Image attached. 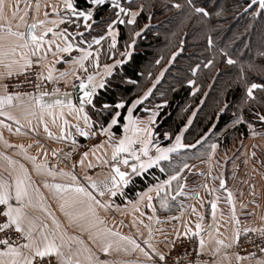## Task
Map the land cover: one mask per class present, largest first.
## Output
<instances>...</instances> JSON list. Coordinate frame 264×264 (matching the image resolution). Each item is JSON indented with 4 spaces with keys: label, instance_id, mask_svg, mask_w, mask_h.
<instances>
[{
    "label": "crops",
    "instance_id": "crops-1",
    "mask_svg": "<svg viewBox=\"0 0 264 264\" xmlns=\"http://www.w3.org/2000/svg\"><path fill=\"white\" fill-rule=\"evenodd\" d=\"M109 2L110 0H106V3ZM125 2H129V0ZM4 3V14L9 17L11 23L9 25L7 21L0 20V24H5L6 27L10 26L13 31L27 33V26L36 23L35 32L37 35L43 33L45 42L39 54L29 58L31 60L34 57L39 58L41 68L47 76L49 68L52 69L51 81L59 82L68 88L71 87L72 83L77 80L76 77L69 75L61 78L60 73L73 70L74 65L71 64V60L73 57L81 55V53L75 48L71 53L57 52L56 44L63 47V41L54 37L52 32H45L44 30L52 28L53 32H60L64 28H68L70 33L84 32L83 22L80 21L81 27L79 29L76 28L75 24H69L67 21L53 24V21L65 16L64 0H41L34 4L27 3L24 0H4ZM131 8L132 10H138L134 7ZM14 11L17 14L15 18H12ZM20 17H23V20ZM71 19L75 21L77 18L72 17ZM41 20L45 22L43 25L37 23ZM94 29L95 27L91 30V34L85 32L88 41L96 36L94 35ZM70 39L74 43L79 42V37H70ZM48 40L55 41L51 45V51H47L49 48ZM109 44L110 40L106 39L99 46L93 45L91 49L93 57L90 61H85L87 72L78 71L77 75L86 77L88 74L96 72L102 75L105 64L113 65L115 60L121 59V52L114 56L113 51L109 49ZM80 46L88 47L87 43ZM97 48L101 49L98 61L99 68L95 66V50ZM105 51L106 54L104 55ZM45 54L46 58L42 59ZM15 59L20 61L19 54L16 55ZM20 63H23V61H20ZM118 66L115 65L113 71ZM24 70L21 71L18 66H14L13 75ZM5 73L6 69L3 65H0V96L6 94L4 85L9 76ZM98 79L99 77H97ZM63 93H68V96L61 95ZM144 94L140 97H144ZM41 99L46 103H52L56 99L65 101L70 99L78 107L74 90L44 95ZM21 100L24 101L22 105L14 98L11 106L6 104L3 108H0V112L7 114L0 115V179L8 181L14 187L16 170L19 169L21 164L24 165L27 169L25 184L28 186L29 191V197L25 198L24 201L26 205L24 212L37 225V231L34 235L39 236V229L47 224L48 227L44 231L55 234L56 243L61 245V250L66 257H72L73 261L77 258L75 255L76 249L81 247L78 240H82L101 261H112L114 264H146L147 258L140 249H132L131 245L126 242H124V246L129 249L128 251L113 248L109 253L101 252L99 250L100 242L97 240L94 243L89 239V235L94 236L98 230L107 228L113 232H119L121 236L131 237L158 264L166 263L165 261H159V256L156 253H163L165 256L177 240L189 237L195 239L198 253L202 258H205V261L199 264H264V253L253 257H239L233 252L243 236L252 232H264V139L248 137L238 140L236 144L233 143L227 148H220L218 142H213L211 146L215 144V150L210 146L206 157L194 163H191L187 157L178 156L179 152L189 150L190 147L179 148L170 154L172 158L171 165L168 161L161 162V166L165 168L164 172H161L160 168L155 165L150 168L157 170L158 177H154V181L144 189L136 191L132 198L126 197L124 194L125 188H122L121 185L115 196L106 194L104 197H100L91 188L87 178L91 177L92 180L99 181L109 175L110 169L102 163V160L97 159L98 156L104 157L105 154L108 158L111 157V149L108 147V135L103 134L105 141L101 144L102 147L94 148L88 152L87 156L83 155L76 166L72 168L69 166V162L66 161L67 156L75 146L86 138V136L80 135L75 126L78 124L80 129L85 131H89L90 128L86 127L82 118L77 119L75 113H70L67 108L63 109V115L60 114L61 109L59 108L51 109L50 111L53 114L49 115V110L42 112L39 107H28V96L21 95ZM135 108L131 113L132 119L137 122L139 127H147L152 131L150 138L152 144L148 146L151 155H155L156 147L166 148L174 144L176 137L170 143L162 144L153 132L158 119L157 107L142 111L143 114L140 116L134 113ZM9 115L14 119H9ZM126 115H128L127 110ZM41 117L43 123H41ZM16 121H19V123ZM124 123H126L125 120ZM108 124L104 127L107 128ZM113 126L109 129V132L112 134V142L116 143L121 136L125 135V132L122 126L121 135L116 137L112 132ZM61 128H63V132H61ZM128 135H133V133L129 131ZM166 137L164 136V139ZM143 138L147 139L148 137L143 136ZM133 147L139 149L141 145L136 143ZM54 154H63L66 160H58L52 168H49L48 163ZM32 156L36 157L35 162L28 159ZM5 157L11 158L16 163L9 165ZM178 158L181 159L179 164L176 162ZM89 164L94 165V167L90 168ZM184 164H187L188 168L180 172L176 180L171 181V196H168L167 191H165L161 192L158 197L154 186L168 179L169 176L175 175ZM36 165L41 166L40 170H37ZM120 167L121 170H129L127 166L121 165ZM166 167H172V169L166 170ZM150 169L138 175H132L127 186L133 178L143 175ZM61 170L64 173H71L76 177V180L73 181L69 175H61ZM49 171L55 173V175H49ZM89 171H92L91 174L88 173ZM221 179L224 180V188H220ZM46 182L49 185L77 184L83 186L86 190L92 192L97 199L107 203L109 205L107 208L98 206L95 208V217L102 220L103 224L90 225L93 216L87 211L85 197H80V199L85 200V204L65 205L62 209L61 204L64 203V200L61 199V196L71 197L72 190L68 189L66 193L57 194L51 187H45ZM180 185H184V187L181 189ZM205 185L207 187H204ZM150 188L153 190L149 191ZM177 192L181 194L177 195ZM229 192L232 193L231 203L228 200ZM148 196L152 197L151 201L147 199ZM165 196L168 198V207L166 208L161 207V199ZM116 197H119L118 201L115 199ZM172 197H175V199ZM213 202L216 204L215 209L212 207ZM10 203L14 206L17 203L14 192ZM149 203L152 205L151 208L148 207ZM82 212L85 214L83 218L79 215ZM53 219L56 222L55 224ZM198 223L200 224V230L197 235L196 225ZM56 224H59L60 227L57 228ZM149 228L152 230L151 236L149 235ZM187 229H190L191 232L184 235ZM110 239L118 240L119 237H111ZM201 239L204 241L202 247L200 244ZM146 240L150 242L155 252L145 243ZM217 241H222V243H217ZM52 258L54 260L53 264H56V258ZM80 259L83 260V256Z\"/></svg>",
    "mask_w": 264,
    "mask_h": 264
},
{
    "label": "trees",
    "instance_id": "trees-1",
    "mask_svg": "<svg viewBox=\"0 0 264 264\" xmlns=\"http://www.w3.org/2000/svg\"><path fill=\"white\" fill-rule=\"evenodd\" d=\"M73 1L83 6L84 0ZM121 1L125 7L139 9L141 4L145 7L136 24L118 26L120 35L114 56L124 51L125 42H131L129 36L133 32L143 31L139 37H133L136 43L131 59L116 67L113 75L106 78L109 81L106 89L97 90L94 96L96 109L86 106L93 129L101 130L110 122L111 114L119 111L121 116L117 117L118 123L112 128L114 135L119 137L128 106L151 89L134 113L140 116L142 111L165 103L153 132L156 137L160 136L158 139L162 144L181 135L182 143L192 147L179 152L178 156L187 157L191 163L204 159L213 142H218L220 148H227L248 138V126L256 133H264V121L257 115H264V92L257 89L254 101L243 102L244 84L238 80L242 67L247 71L249 63L259 65L264 60L261 56L264 52V10L259 9V0L255 4L252 0H194L196 6L211 13L208 17L194 13L186 0ZM174 3H180L182 7L174 8ZM110 15V11H101L94 18L97 21L94 35L103 34L100 18ZM209 36L213 41L211 47L208 45ZM173 53H176L175 57ZM229 57L236 61L234 65L226 63ZM208 60L213 64L205 68ZM193 68H197L195 74ZM188 80H194L198 86L195 93ZM248 80L264 83L260 74H249ZM121 99L125 102L124 108L104 113L97 111L102 103L114 105ZM226 102L231 106L221 113L219 110ZM237 118H240L238 123ZM180 160L178 158L176 162L179 164ZM171 169L166 167V170ZM158 175L153 168L133 178L124 194L132 198L136 191L151 184ZM118 198L115 199L118 201Z\"/></svg>",
    "mask_w": 264,
    "mask_h": 264
},
{
    "label": "snow or ice",
    "instance_id": "snow-or-ice-1",
    "mask_svg": "<svg viewBox=\"0 0 264 264\" xmlns=\"http://www.w3.org/2000/svg\"><path fill=\"white\" fill-rule=\"evenodd\" d=\"M253 4L257 2V0H252ZM187 5L191 8L194 13L202 14L204 17H208L211 15L209 11H206L204 7H198L195 5L194 0H186ZM102 6V7H101ZM11 7V6H9ZM65 16L58 19L57 21H53V24L64 23L67 21L69 24H75L76 28L79 29L81 27L80 21L83 22L84 32H76L70 33L68 28H64L60 32H53L52 28H46L45 32H52L54 37L63 41V47L60 44H56V51L61 53H71L75 48L77 51L81 53V55L73 57L71 60V64L74 65V69L71 71H65L60 73V77L64 78L66 76H75L77 80H79V89L82 92V96L79 100V106L77 107L72 103L70 99L61 100L56 99L52 103H46L42 101L41 97L47 95V93H40L36 96H29V94L25 93L24 96H28L29 104L27 105L30 108L39 107L41 111L49 110L48 114L52 115L53 113L50 111L53 108L61 109V115H63V109L67 108L70 113H75L77 119H83L84 124L87 128H91L93 122L88 116L85 105H91L92 108L96 109L97 101L94 100V96H96L98 89H106L109 86V81L106 77L113 75V68L115 65H122L126 60H130L132 57V50L134 49L136 40L133 37H139L140 33L143 31L133 32L131 36H129V42H125L124 51L120 53L121 59L115 60L113 65L105 64L104 72L101 75L99 72L88 74L86 77L77 75L78 71L87 72V67L85 61H90L93 57V53L91 51L93 45H101L102 41L106 39L110 40L109 49L115 53L117 50L118 37L120 35L117 26L118 25H134L137 22V17L143 11L145 5L141 4L138 10H132L131 7H125L121 0H110L109 3H106V0H84L83 6L80 4H74L73 0H64ZM174 8L180 9L182 5L180 3H174ZM252 7V5H249ZM5 3L4 0H0V20L7 21L10 25L11 21L8 16L4 14ZM259 9L264 10V0H259ZM55 10V9H54ZM101 11H110L111 15L100 18V24L102 25L101 31L102 35L93 36L91 41H88L85 37V32L91 34V30L97 24V21L94 19ZM16 12L12 13V18L16 17ZM220 15L219 12L216 13ZM76 17L77 19L74 21L71 18ZM23 20V17H20ZM37 23L43 25L44 21H38ZM37 24L28 25V31H13L10 26L5 24H0V65L6 69L5 75L12 76L14 66H18L19 70H24L26 67L31 66L32 61L29 58L30 56L38 55L41 47L45 42L44 34L37 35L35 29ZM148 27L147 25L144 26ZM70 37H79V42L74 43ZM55 43L53 40H48L47 44L49 48L47 51H51V45ZM87 43L88 47H81L80 45ZM213 41L212 37H208V45L211 47ZM95 56V66L99 68V56L101 54V49L97 48ZM223 51V50H221ZM19 54L20 63L17 59H15L16 55ZM226 55V53H224ZM176 56V53H173V57ZM261 56L264 57V52L261 53ZM46 58V54L45 57ZM158 62V61H157ZM226 63L228 65H234L236 63L232 58H228ZM213 64L212 60H208L204 65L205 68L211 66ZM199 65H197V68ZM197 68H193V74L196 73ZM249 74H260L261 78L264 79V60L257 65L253 63H249L247 66V71L242 67L240 69V73L238 76V80L243 82L244 84V101L243 102H251L256 99L255 90L259 89L261 92H264V83L250 82L248 80ZM97 77L99 79L97 80ZM42 74H41V77ZM47 79H52V69L49 68ZM125 82H133L130 80H126ZM188 84L192 86V92L195 93L198 90V86L196 85L194 80H188ZM154 86V85H153ZM37 87H39L37 85ZM73 88L76 87V84L72 85ZM5 95L0 96V108H3L6 104L12 105L14 98L19 102V104H24V101L21 100V93H7V85H4ZM59 92V90H56ZM151 92V89L148 92H145L144 97H146ZM65 97L68 96V93L61 94ZM144 97H140L132 102L131 106L128 107V115L124 116L123 128L125 135L121 136L118 142H112V134L109 132V129L118 123L117 117L121 116L119 111H115L114 114H111V119L108 124V127H101L102 134L108 135V147L111 149V157L108 158L105 154L104 157L98 156V160H102V163L110 169L109 175L106 176L103 180H92L91 177L87 179L90 182L91 188L98 193L100 197H104L106 194H110L111 196H115L117 189L120 185H127L131 179L132 175H138L139 173L144 172L147 169L152 168L154 165L160 168L161 172L165 171V168L161 166L162 161H168L171 165L172 158L170 156L171 153L177 151L179 148L184 147H192L191 145H184L181 143V135H177L175 138V142L173 145L169 147H156L155 155H151L149 152V145L152 144L151 136L152 131L150 128H141L137 125V122L132 119V110L136 107V105L141 103V100ZM225 99H227L225 97ZM125 102L123 99L116 102L114 105L104 102L100 105V108L97 110L99 113L109 112L112 109H122L124 108ZM231 105L229 103H224V105L220 108V112H226ZM0 115H7L4 112H0ZM261 121H264V115L257 114ZM9 119H14L9 115ZM19 123V121H16ZM55 122V121H54ZM237 123L240 122V118H237ZM30 123V122H29ZM41 123H43V119L41 117ZM67 123V121H65ZM77 131L82 136L95 135L93 132L81 130L79 125L76 126ZM46 130L47 127L45 126ZM19 131V129H17ZM129 131L133 133V135H128ZM61 132H63V128H61ZM49 135H51L49 133ZM143 136L148 137L147 139L143 138ZM167 136V133L165 134ZM139 143L141 147L139 149H135L133 147L134 144ZM199 143V141H197ZM97 148L102 147V145L95 146ZM155 147V145H153ZM212 149L215 150L216 145L213 144ZM127 155H124V154ZM95 155V153H93ZM88 153H84V156H87ZM8 161L9 165H14L16 162L11 160V158L5 157ZM28 159L35 162L36 157H28ZM131 161V163H130ZM83 162V161H81ZM121 165L127 166L129 170H121ZM90 168L94 167V165L89 164ZM37 170H40L41 166L36 165ZM185 168H188L187 164H184L179 172H176L175 175H171L168 179L163 180L160 183H157L154 186L157 196H160L161 192L167 191L168 196H171V181L176 180L180 172H182ZM47 170V169H45ZM61 175H69L73 181L76 180L74 175L71 173H64L61 170ZM49 175H55V173L49 171ZM27 179V169L24 165H20L19 169L16 170V178L14 187L12 184H9L8 181L0 179V205H4L5 208L0 215L6 217V221L0 223V230L7 229L10 227H14L17 233H20L21 237L25 241L19 245L10 244L7 239L0 241V243L6 245L3 250H0V264H45V258L48 259V264H53L52 257L56 258V264H114L112 261H101L98 256L92 251L91 248L86 246L82 240H78V243L81 245L80 248L76 249V259L73 261L72 257H66L64 252L61 250V245L56 243V236L53 232L46 233L44 229L48 226L47 224L43 225L42 228L39 229V236L34 235L37 231V225L34 223L32 218H30L25 212V198L29 197L28 186L25 184V180ZM224 180H220V188H224ZM45 187H51L55 190L57 194L66 193L68 189L72 190V196L65 198L63 195L61 199L64 200V203L61 204V208L63 209L65 205H76L85 204V200L80 199V197L86 198V206L88 213H91L93 216V220L90 221V225L94 226L95 224H103V221L99 218L95 217V208L98 206L100 208H107L109 205L102 200L96 198L92 192L86 190L83 186L77 184L70 185H62V184H51L49 185L47 182L45 183ZM181 189L184 185L179 186ZM204 187H207L205 185ZM153 189L150 188L149 191ZM214 191V189H213ZM14 198L16 200V205L10 203L11 199ZM180 192H177V195H180ZM175 199V197H172ZM147 199L149 201L152 200L151 196H148ZM228 200L231 203L232 193H228ZM148 207H152L151 203H149ZM161 207H168V198L165 196L161 199ZM213 209H215V202L212 203ZM195 211V209H193ZM71 215L70 213H68ZM81 218L84 217V213L79 214ZM152 219V217H150ZM53 223L55 224V220L53 219ZM56 227L59 228V224H56ZM147 227V226H146ZM197 232L199 234L200 224L196 225ZM152 230L149 228V235L151 236ZM191 232L190 229H187L184 235H188ZM111 237H119L118 240H112ZM63 240V237L61 236ZM89 239L94 243L98 240L100 242L99 250L103 253H109V251L113 248L116 250L128 251L129 249L124 246V242L128 245H131L132 249H140V251L147 258L146 264H158L157 261L153 260L147 251L140 247L135 240L128 236H121L119 232H113L110 229L104 228L103 230H98L96 234L89 235ZM148 244L149 248H152V251L155 252V249L152 247L148 240L145 241ZM217 243H222V241H217ZM201 247L204 244V241L201 239L200 241ZM26 250V251H25ZM264 251V249H262ZM159 256V261H164L165 256L163 253H156ZM83 256V260L80 257Z\"/></svg>",
    "mask_w": 264,
    "mask_h": 264
},
{
    "label": "built area",
    "instance_id": "built-area-1",
    "mask_svg": "<svg viewBox=\"0 0 264 264\" xmlns=\"http://www.w3.org/2000/svg\"><path fill=\"white\" fill-rule=\"evenodd\" d=\"M27 3L34 4L41 0H24ZM31 66L27 67L23 72L7 77L5 85H7V92L21 93V95L27 93L29 96H36L40 93H47L52 95L61 92L72 91L73 84L79 85V80H75L71 87H65L59 82H53L47 79V75L43 72L40 59L37 57L32 58ZM42 74L43 78H40ZM37 85L39 87H37ZM59 90L57 92L56 90ZM89 132L95 133V135L86 136L83 143L75 146L73 150L68 154L67 160L63 154H54L53 158L49 161L48 167L52 168L54 164L59 160H66L69 162V166L74 168L78 163V160L84 155L92 151L95 146L101 145L105 141V136L101 130L89 129ZM137 149V148H135ZM92 171L88 173L91 174ZM153 176H150L151 178ZM5 206L0 205V213L3 212ZM6 221V217L0 215V223ZM7 239L10 244L19 245L25 241L21 237L20 233L15 231L14 227L0 230V241ZM6 245L0 243V250H3ZM264 232H252L246 236H243L235 246L233 252L239 257H253L264 253ZM52 261L54 262L53 258ZM166 264H199L205 261L197 251L196 242L193 237L182 238L177 240L170 250L165 255ZM45 264H48V259L45 258Z\"/></svg>",
    "mask_w": 264,
    "mask_h": 264
},
{
    "label": "rangeland",
    "instance_id": "rangeland-1",
    "mask_svg": "<svg viewBox=\"0 0 264 264\" xmlns=\"http://www.w3.org/2000/svg\"><path fill=\"white\" fill-rule=\"evenodd\" d=\"M134 9H137V8H134ZM158 106L160 108H158ZM165 106V103H159L157 104L155 107L158 108V114H160L162 111H161V108ZM191 118H193V114L190 116V120ZM156 124H157V121H156ZM247 128H249V137L250 138H259L260 140L264 139V133H256V131H253L251 129V126H248ZM158 137H160L159 135H157ZM216 139V137L214 138ZM160 140V139H159Z\"/></svg>",
    "mask_w": 264,
    "mask_h": 264
},
{
    "label": "water",
    "instance_id": "water-1",
    "mask_svg": "<svg viewBox=\"0 0 264 264\" xmlns=\"http://www.w3.org/2000/svg\"><path fill=\"white\" fill-rule=\"evenodd\" d=\"M28 31V30H27ZM74 95H75V99H76V103L77 105L79 106V100H80V97L82 96V92L80 91L79 89V85H77L75 88H74ZM122 188H126L127 185H121Z\"/></svg>",
    "mask_w": 264,
    "mask_h": 264
}]
</instances>
